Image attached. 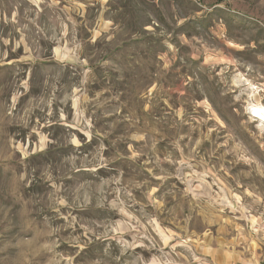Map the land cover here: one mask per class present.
<instances>
[{"label":"rangeland","instance_id":"1","mask_svg":"<svg viewBox=\"0 0 264 264\" xmlns=\"http://www.w3.org/2000/svg\"><path fill=\"white\" fill-rule=\"evenodd\" d=\"M264 0H0V264H264Z\"/></svg>","mask_w":264,"mask_h":264},{"label":"bare ground","instance_id":"2","mask_svg":"<svg viewBox=\"0 0 264 264\" xmlns=\"http://www.w3.org/2000/svg\"><path fill=\"white\" fill-rule=\"evenodd\" d=\"M250 112L253 116L257 117L264 123V106L263 105H255L250 107Z\"/></svg>","mask_w":264,"mask_h":264}]
</instances>
